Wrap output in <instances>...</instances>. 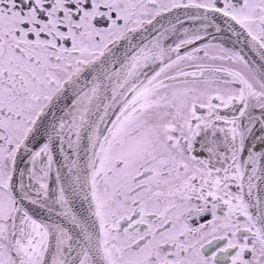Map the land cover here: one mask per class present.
Segmentation results:
<instances>
[{
  "label": "snow or ice",
  "instance_id": "6c2138e0",
  "mask_svg": "<svg viewBox=\"0 0 264 264\" xmlns=\"http://www.w3.org/2000/svg\"><path fill=\"white\" fill-rule=\"evenodd\" d=\"M0 264H264V0H0Z\"/></svg>",
  "mask_w": 264,
  "mask_h": 264
}]
</instances>
